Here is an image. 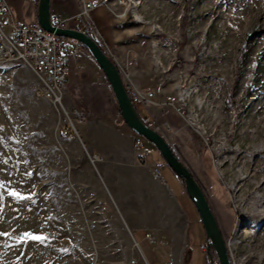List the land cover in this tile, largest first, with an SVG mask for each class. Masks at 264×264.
Listing matches in <instances>:
<instances>
[{
    "label": "rangeland",
    "instance_id": "1",
    "mask_svg": "<svg viewBox=\"0 0 264 264\" xmlns=\"http://www.w3.org/2000/svg\"><path fill=\"white\" fill-rule=\"evenodd\" d=\"M227 1L216 5L219 16L204 20L209 0H124L113 9L125 13L120 18L124 33H133L135 42L149 34L145 55L151 62L157 108L177 116L189 133L190 147H180L177 157L203 189L230 263L264 264V194L254 187L240 198L242 183L238 184L245 177L239 170L247 164L249 174L260 167L256 176L264 185V154L260 153L264 145L255 142L264 130V29L242 36L241 47L234 50L218 30L239 14L238 6ZM250 21L262 24L264 18L254 13ZM78 66L73 68L77 80L82 73ZM91 68L96 71L94 64ZM37 82L22 64L0 66V264H129L140 254L133 239H92L83 195L79 197L69 182L74 172L68 161L69 148L61 146L59 137L67 124L46 100L35 95ZM74 98L76 106L65 108L78 112V117L69 115L77 131L75 119L86 118L84 113H101L99 120H106V115L121 118L109 88L93 100L78 99L77 92ZM166 98L176 103L165 106ZM136 109L143 118L142 109ZM178 112L198 116L207 145ZM92 118L98 120L97 115ZM72 137L76 139L74 133ZM137 137L160 179H175L153 145ZM243 153L242 163L233 165L235 156L244 157ZM87 165L92 167L89 160ZM184 193L199 222L189 224V264H207L205 232ZM140 249L149 255L147 245L142 243Z\"/></svg>",
    "mask_w": 264,
    "mask_h": 264
},
{
    "label": "crops",
    "instance_id": "2",
    "mask_svg": "<svg viewBox=\"0 0 264 264\" xmlns=\"http://www.w3.org/2000/svg\"><path fill=\"white\" fill-rule=\"evenodd\" d=\"M6 1L14 21H37L38 0ZM82 1L93 0H50V16L68 19L67 27H75L72 17L78 12ZM91 16L103 41V51L119 69L124 86L138 90L151 89L156 96L154 84L151 83V62L145 55L149 34L144 33L135 42L133 33H124L122 19L113 17L102 8L93 11ZM92 60L87 52L81 50L80 57L71 63L64 106H76V92L80 97L78 99L93 100L104 93V88H109L101 70ZM91 64L96 66V71L91 68ZM75 65H79L82 72L79 80L73 75ZM83 68L89 69L90 73H87L88 70L82 71ZM137 108L142 109L141 119L149 127L163 124L168 126L161 135L176 156L181 153L180 147H190L189 133L182 127L177 116L153 105ZM84 114L86 118L78 124L76 139L61 138V146L69 148L68 161L74 168L69 182L79 197L83 195L86 211L91 217L92 239H133L146 264H184L190 221L195 225L199 222L179 179L173 173L175 179L168 176L166 181L156 179L150 170L156 167L155 163L144 147L147 166L138 164L141 151L134 148V141L138 137L122 118L106 115V120H99L103 116L101 113ZM95 115L98 120L92 118ZM92 154L101 157L103 162L89 167L88 155ZM142 243L150 250L148 256L143 255L140 249ZM134 259L137 264L143 263L139 256Z\"/></svg>",
    "mask_w": 264,
    "mask_h": 264
},
{
    "label": "built area",
    "instance_id": "3",
    "mask_svg": "<svg viewBox=\"0 0 264 264\" xmlns=\"http://www.w3.org/2000/svg\"><path fill=\"white\" fill-rule=\"evenodd\" d=\"M123 4L124 0L116 2L113 0L82 1L78 12L72 17L75 27L69 29L88 36L103 51V41L93 24L92 12L102 8L113 17L120 19L125 13H115L113 8ZM67 24L68 19L50 16V25L55 29L68 28ZM81 50L82 45L78 41L60 38L54 33H47L37 21L29 23L14 21L7 1L0 0V66L22 64L29 68L38 81L34 88L35 95L46 100L56 114L63 117L75 135L77 134L76 128L69 115L78 117V112L75 110L67 112L63 99L71 74V63L78 58ZM126 92L135 108L159 105L154 101L155 94L151 89L138 90L127 87ZM174 103H176L174 98H166L162 104L171 106ZM178 116L188 128L202 139L204 144H208L207 138H204L206 136L205 129L195 113L178 112ZM83 120V118H77L75 123L80 124ZM152 129L161 135L168 129V126L163 124L154 126ZM134 148L141 151L138 155V164L147 166V154L143 151V143L140 138L134 141ZM88 160L93 166L103 162V159L95 154L88 155ZM150 170L156 179H160L159 171L155 167ZM148 240L151 242V239ZM135 245L137 246L136 243ZM138 256L145 263L142 254L140 253ZM129 264H137V260L133 258Z\"/></svg>",
    "mask_w": 264,
    "mask_h": 264
},
{
    "label": "water",
    "instance_id": "4",
    "mask_svg": "<svg viewBox=\"0 0 264 264\" xmlns=\"http://www.w3.org/2000/svg\"><path fill=\"white\" fill-rule=\"evenodd\" d=\"M37 22L47 33H54L57 37L78 41L88 51L104 75L125 125L136 136L151 143L159 152L166 166L183 182L185 192L197 210L205 232L209 264L213 263L210 249L213 250L218 264H230L225 242L203 189L189 168L176 156L164 137L143 123L128 98L120 71L112 59L83 33L69 28L55 29L52 27L50 25V0H38Z\"/></svg>",
    "mask_w": 264,
    "mask_h": 264
},
{
    "label": "bare ground",
    "instance_id": "5",
    "mask_svg": "<svg viewBox=\"0 0 264 264\" xmlns=\"http://www.w3.org/2000/svg\"><path fill=\"white\" fill-rule=\"evenodd\" d=\"M209 1H210V4L205 8L204 10L205 14L203 13L204 15H202L203 20L204 18L206 19V18L212 17L213 15L219 16V14L216 13V5H221L222 0H209ZM227 2L228 4H232L235 8L238 6L239 14L236 17H231L228 23L226 22L218 26V30L225 33V35L228 37L229 45L234 50H236L241 47L240 39L242 38V36L245 35L248 37L249 35L254 34V32H256L257 30L264 29V22L262 24L253 25L251 24V21H250L254 13L259 14V19L264 18V0H228ZM227 26H230V28H227ZM243 53L244 51L241 52L239 55L241 56ZM230 58H232V55H230ZM263 111H264V107H263ZM262 122L263 120H260V124H262ZM245 138L247 139L248 135H246ZM255 142L260 144V146L264 145V130L263 129L260 130L259 134H257ZM260 153L264 154V148H262V151ZM243 155L244 157H242V155H236L234 158V163L232 164L235 166H239L246 157L245 153H243ZM241 168L242 169L239 170V174H242L245 177L241 178L240 180L238 179V184L242 183L240 185V191H241L240 198H242L245 194H247L248 191H250L254 187L257 188L256 190L259 193L264 194V185L259 184L260 176H256V175H259L261 171L260 167L258 168L256 167L257 169H255V171L252 174L248 173L249 171H248L247 164L243 165ZM239 174H236L234 176V179H237L238 178L237 176H239ZM238 203H240V200ZM263 206L264 204H262L261 207Z\"/></svg>",
    "mask_w": 264,
    "mask_h": 264
},
{
    "label": "trees",
    "instance_id": "6",
    "mask_svg": "<svg viewBox=\"0 0 264 264\" xmlns=\"http://www.w3.org/2000/svg\"><path fill=\"white\" fill-rule=\"evenodd\" d=\"M82 50H84V51H86L87 53H88V51L82 46ZM89 54V53H88ZM106 84L108 85V83H107V81H106ZM108 87H109V85H108ZM110 92H111V90H110ZM111 94H112V92H111ZM137 110V109H136ZM119 112V111H118ZM120 114V113H119ZM121 116V115H120ZM141 118V117H140ZM142 121H143V123L144 124H146V121L145 120H143L142 119ZM147 125V124H146ZM73 136V132L71 131V129L69 128V127H67V126H65L64 128H62L61 130H60V132H59V137L60 138H67V137H72ZM180 181V183L182 184V186H183V188H184V184H183V182L181 181V180H179ZM184 190H185V188H184ZM210 254H211V258H212V260H213V264H218V262H217V260H216V257H215V254H214V252H213V250L212 249H210ZM183 261H184V264H188L189 263V261H190V253H189V251H188V249L185 251V254H184V259H183ZM206 262H207V264H209V256H208V254H207V256H206Z\"/></svg>",
    "mask_w": 264,
    "mask_h": 264
},
{
    "label": "snow or ice",
    "instance_id": "7",
    "mask_svg": "<svg viewBox=\"0 0 264 264\" xmlns=\"http://www.w3.org/2000/svg\"><path fill=\"white\" fill-rule=\"evenodd\" d=\"M13 195H15V194H13ZM34 239H39V237H34Z\"/></svg>",
    "mask_w": 264,
    "mask_h": 264
}]
</instances>
